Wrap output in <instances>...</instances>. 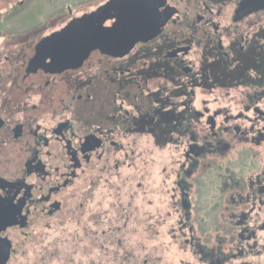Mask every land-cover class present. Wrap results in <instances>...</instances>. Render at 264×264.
<instances>
[{
	"label": "flooded vegetation",
	"instance_id": "1",
	"mask_svg": "<svg viewBox=\"0 0 264 264\" xmlns=\"http://www.w3.org/2000/svg\"><path fill=\"white\" fill-rule=\"evenodd\" d=\"M107 1L0 16V264L57 229L84 250L37 264H264V7L164 0L124 52L33 60Z\"/></svg>",
	"mask_w": 264,
	"mask_h": 264
},
{
	"label": "water",
	"instance_id": "2",
	"mask_svg": "<svg viewBox=\"0 0 264 264\" xmlns=\"http://www.w3.org/2000/svg\"><path fill=\"white\" fill-rule=\"evenodd\" d=\"M164 0H109L95 10L71 19L43 38L33 60L51 58L53 67L79 65L94 49L124 52L136 42L157 34L167 20ZM264 7V0H242L239 9Z\"/></svg>",
	"mask_w": 264,
	"mask_h": 264
},
{
	"label": "rangeland",
	"instance_id": "3",
	"mask_svg": "<svg viewBox=\"0 0 264 264\" xmlns=\"http://www.w3.org/2000/svg\"><path fill=\"white\" fill-rule=\"evenodd\" d=\"M51 1L53 0H0V16H10L14 28H19L20 24L42 21L43 17L52 15L55 6L49 4ZM72 237L73 232H62L60 229L37 231L30 238L28 247H23L19 255L25 251L35 264L42 256L55 255V250L58 255H75L84 250V242H72Z\"/></svg>",
	"mask_w": 264,
	"mask_h": 264
}]
</instances>
